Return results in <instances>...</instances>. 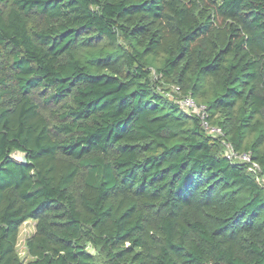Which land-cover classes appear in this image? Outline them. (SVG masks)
<instances>
[{"label": "trees", "instance_id": "obj_1", "mask_svg": "<svg viewBox=\"0 0 264 264\" xmlns=\"http://www.w3.org/2000/svg\"><path fill=\"white\" fill-rule=\"evenodd\" d=\"M262 178L264 0H0V264H264Z\"/></svg>", "mask_w": 264, "mask_h": 264}, {"label": "built area", "instance_id": "obj_2", "mask_svg": "<svg viewBox=\"0 0 264 264\" xmlns=\"http://www.w3.org/2000/svg\"><path fill=\"white\" fill-rule=\"evenodd\" d=\"M174 91L180 92L179 87H174ZM181 107L188 113L196 115L200 121L202 127L212 136L223 135L222 129L211 125L210 115L206 105H200L196 100L191 96H184L179 100ZM225 146L224 155L225 157L232 162H242L250 165L252 169L260 172L261 166L259 163L253 161L252 154L248 152H239L237 151L229 142L223 141ZM260 182L264 185V179L262 178Z\"/></svg>", "mask_w": 264, "mask_h": 264}, {"label": "rangeland", "instance_id": "obj_3", "mask_svg": "<svg viewBox=\"0 0 264 264\" xmlns=\"http://www.w3.org/2000/svg\"><path fill=\"white\" fill-rule=\"evenodd\" d=\"M35 221H28L25 224L21 226L20 229V236H19V242H18V250L21 255V257L26 258V249H25V242L28 237H30L34 230H35Z\"/></svg>", "mask_w": 264, "mask_h": 264}]
</instances>
